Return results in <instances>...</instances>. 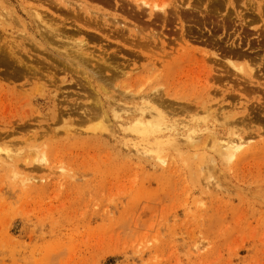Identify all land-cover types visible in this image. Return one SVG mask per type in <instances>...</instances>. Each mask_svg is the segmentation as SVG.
Instances as JSON below:
<instances>
[{"label": "rangeland", "instance_id": "rangeland-1", "mask_svg": "<svg viewBox=\"0 0 264 264\" xmlns=\"http://www.w3.org/2000/svg\"><path fill=\"white\" fill-rule=\"evenodd\" d=\"M149 1L0 0V264H264V0Z\"/></svg>", "mask_w": 264, "mask_h": 264}, {"label": "bare ground", "instance_id": "bare-ground-1", "mask_svg": "<svg viewBox=\"0 0 264 264\" xmlns=\"http://www.w3.org/2000/svg\"><path fill=\"white\" fill-rule=\"evenodd\" d=\"M135 3H137L136 5L139 6H146L148 8V11L150 12H154V11H162L163 13H165V7H166V3H164L162 1V3H156L155 1H149V0H133ZM167 2V1H165ZM145 12V11H144ZM51 31H54L53 29H51ZM49 33V31H46ZM44 39V37H43ZM84 41L79 40L76 41V43L74 44V46L72 45L73 48H76V50H78L76 52V54H71V53H63V52H58L57 50V57L59 56V58H62L63 61L65 63L71 64V65H75L76 67H79L81 64L83 65L82 61V55L80 52L82 51V48L84 46L83 44ZM39 46H44L41 44H38ZM87 46V45H86ZM71 47V46H70ZM46 49V48H44ZM82 55V56H81ZM86 58V57H83ZM87 59V58H86ZM87 62V61H85ZM99 71V68H97ZM92 70V74L94 73L96 77H99L101 74L98 75V71L94 70L93 68L89 69V71ZM94 70V71H93ZM102 73V72H101ZM94 76V75H93ZM90 77V76H89ZM108 78V77H107ZM102 80V79H101ZM94 103V102H93ZM96 105V103H94ZM102 105V104H101ZM150 119V117H149ZM154 120V119H152ZM244 138V137H243ZM242 137H238L237 140H230L227 139L225 140L221 145L220 148L222 149V151L220 150V155L225 157V159L231 160L232 158H234L236 152L245 144V140ZM248 140V139H247Z\"/></svg>", "mask_w": 264, "mask_h": 264}]
</instances>
